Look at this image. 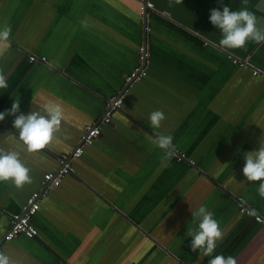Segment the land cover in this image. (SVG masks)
I'll return each instance as SVG.
<instances>
[{"label": "crops", "instance_id": "crops-1", "mask_svg": "<svg viewBox=\"0 0 264 264\" xmlns=\"http://www.w3.org/2000/svg\"><path fill=\"white\" fill-rule=\"evenodd\" d=\"M153 2L164 15L150 12L146 33L137 0H0V26L11 27L0 55L8 84L0 89V112L16 100L25 115L49 103L63 111L61 131L38 153L23 151L13 116L0 121V147L19 151L32 177L21 189L0 182V250L10 264H208L212 257L192 252L187 234L200 206L223 233L212 256L264 264V222L239 213L234 201L242 196L264 218L260 182L242 172L245 154L264 140V42L223 48L209 20L213 8L246 7L264 29V0ZM143 43L146 76L72 160L75 172L41 200L37 236L3 241L7 214L21 210L43 174L58 167V156L123 89ZM29 53L47 63L30 62ZM230 55L249 66L233 64ZM156 110L165 115L158 129L148 119ZM157 134L172 135L175 150L196 165L162 160Z\"/></svg>", "mask_w": 264, "mask_h": 264}, {"label": "clouds", "instance_id": "clouds-1", "mask_svg": "<svg viewBox=\"0 0 264 264\" xmlns=\"http://www.w3.org/2000/svg\"><path fill=\"white\" fill-rule=\"evenodd\" d=\"M182 2L183 0H176V3ZM220 3L223 4V0H220ZM169 4L171 6V0ZM209 20L222 34L219 43L223 48H243L248 40L264 42V29L257 27L256 16L246 7L239 11H232L229 6H223L222 11L213 8L210 10ZM85 26H87L86 23ZM10 33V26H0V55H3L8 47ZM7 87L4 75L0 74V89ZM19 104V100H16L10 109L0 112V121H3L6 116H13V127L18 130V141L23 145V151L38 153L61 131L62 107L59 104L49 103L45 104L41 111H31L25 115L20 112ZM148 119L151 126L158 129L165 115L162 111L156 110L149 115ZM172 141L173 136L170 134H157L154 143L163 153L162 160L170 161L174 156L175 146ZM30 172L31 169L21 159L19 151L5 150L0 147V182L10 181L17 189H21L25 184L32 183ZM242 172L247 181L260 182L257 192L261 198H264V140L260 142L258 150L245 154ZM192 214L198 221L197 227L190 229L187 233L191 237L192 252L199 250L203 255L212 257L208 264H236L232 256H212L217 247V241L223 239L219 222L214 218L213 213L205 206H200ZM0 264H10L9 257L3 252H0Z\"/></svg>", "mask_w": 264, "mask_h": 264}, {"label": "built area", "instance_id": "built-area-1", "mask_svg": "<svg viewBox=\"0 0 264 264\" xmlns=\"http://www.w3.org/2000/svg\"><path fill=\"white\" fill-rule=\"evenodd\" d=\"M139 14L142 18L144 15L148 16L150 12H155L160 15H164V12L156 8L153 0H137ZM146 31H150V26L146 22ZM150 57V52L147 46L141 44L137 51V66L124 77V87L116 95L108 98L101 116L90 124H87L83 128V132L80 136L78 144L69 152L61 153L58 156V167L53 171H47L43 174L40 181V189L33 191L26 200L19 212L8 213L9 217V227L3 235V241H10L17 237L18 235H25L26 237L33 238L37 236L38 230L33 222V216L38 211L41 200L46 197L48 192L59 186L62 178L67 174H72L75 172L72 160L79 158L84 151V147L89 145L96 139L102 131V127L111 122V117L114 112L121 110L126 91L132 87V85L138 80L142 79L147 74V62ZM230 60L233 64L239 66H249L247 58H240L230 55ZM28 60L30 62H41L47 63L45 56H37L36 54L29 53ZM260 71L258 69H253L252 73L254 75L258 74ZM174 158L178 162H186L190 165H196L194 160L189 159L185 153L174 150ZM234 201L239 213L244 215H251L254 219L263 223L264 218L258 214L256 211L253 212V208L248 205L246 200L242 196H235ZM5 212L0 209V213ZM1 252V250H0ZM69 264V263H65Z\"/></svg>", "mask_w": 264, "mask_h": 264}, {"label": "water", "instance_id": "water-1", "mask_svg": "<svg viewBox=\"0 0 264 264\" xmlns=\"http://www.w3.org/2000/svg\"><path fill=\"white\" fill-rule=\"evenodd\" d=\"M143 19H144V28H145V27H146V22H147V21H146V20H147V16L144 15V18H143ZM146 35H147V34H146ZM145 44H146V43H143L144 46H145Z\"/></svg>", "mask_w": 264, "mask_h": 264}, {"label": "trees", "instance_id": "trees-1", "mask_svg": "<svg viewBox=\"0 0 264 264\" xmlns=\"http://www.w3.org/2000/svg\"><path fill=\"white\" fill-rule=\"evenodd\" d=\"M136 58H137V56H136ZM229 58H230V57H229ZM136 60H137V59H136ZM136 66H137V62H136ZM136 66H135V67H136ZM115 95H116V94H115ZM113 96H114V95H113ZM111 97H112V96H111Z\"/></svg>", "mask_w": 264, "mask_h": 264}]
</instances>
